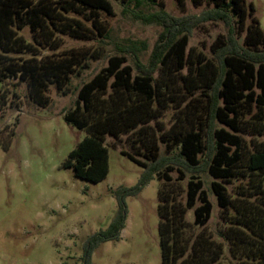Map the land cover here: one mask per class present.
Instances as JSON below:
<instances>
[{
    "label": "trees",
    "instance_id": "16d2710c",
    "mask_svg": "<svg viewBox=\"0 0 264 264\" xmlns=\"http://www.w3.org/2000/svg\"><path fill=\"white\" fill-rule=\"evenodd\" d=\"M118 1L159 7L153 22L162 32L147 65L136 60L131 66L119 51L75 90L74 107L64 111V121L86 133L63 164L76 177L93 183L106 178V136L116 141L125 136L132 152L120 154L143 169L136 186L114 191L117 212L106 230L87 239L83 264H91L101 244L120 239L125 199L154 177L160 183L161 264H264V32L253 4L189 0L193 7L208 8L196 17L175 18L164 11L162 0ZM186 1L175 0L181 11ZM101 13L114 15L110 0H0V85L10 79L24 83L39 108L51 103L50 87L69 94L72 77L93 57L75 49L59 53L56 33L93 39L74 14L102 36ZM201 22L222 23L227 34L211 45V59L193 62L189 37ZM25 28L34 36L32 43L19 34ZM43 48L53 53L41 55ZM168 110L174 120L167 129L159 119ZM202 173L212 178L220 218L216 231L208 229L213 204ZM233 181L239 185L231 193L226 184Z\"/></svg>",
    "mask_w": 264,
    "mask_h": 264
},
{
    "label": "rangeland",
    "instance_id": "374dc122",
    "mask_svg": "<svg viewBox=\"0 0 264 264\" xmlns=\"http://www.w3.org/2000/svg\"><path fill=\"white\" fill-rule=\"evenodd\" d=\"M162 1L164 11L175 18L196 17L208 8L206 5L193 7L187 0L185 10L181 11L175 0ZM110 2L114 15L100 14L105 29L102 36H98L89 22L74 14L71 17L80 19L93 32V39L78 40L56 33L61 45L59 53L75 49L87 51L93 57L86 68L72 77L69 94H58L50 87L47 95L51 103L39 108L29 99L24 83L10 79L0 85L3 98L0 100V264H83L87 239L106 230L117 212L114 191L136 186L143 174L141 167L120 154L132 152L125 136L118 141L105 137L108 150L105 179L93 183L63 167L69 153L86 136L63 119L64 111L74 107L75 90L105 67L109 57L121 55L119 51H125L129 65L133 66L136 60L147 65L162 32V27L153 22L159 7ZM247 3L253 4L264 32V0H247ZM19 34L33 42L29 28ZM226 34L222 23L201 22L193 27L188 44L192 61L202 56L211 59V45L218 36ZM51 53L47 48L40 50L41 55ZM173 113V110L166 111L159 123L168 129L174 120ZM165 154L161 145V155ZM171 176L176 178L177 173ZM200 177L213 204L208 229L216 231L220 218L210 190L212 178L206 173ZM185 184L186 181L182 183L183 188ZM237 185L238 181L226 184L231 193ZM159 186L154 177L138 195L125 199L127 215L120 239L97 247L91 254V264H161ZM187 219L192 220L191 213Z\"/></svg>",
    "mask_w": 264,
    "mask_h": 264
}]
</instances>
